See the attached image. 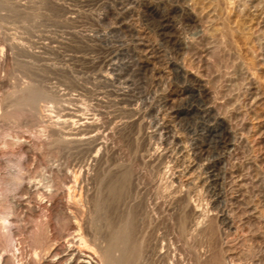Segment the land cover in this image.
I'll use <instances>...</instances> for the list:
<instances>
[{
    "label": "rangeland",
    "instance_id": "374dc122",
    "mask_svg": "<svg viewBox=\"0 0 264 264\" xmlns=\"http://www.w3.org/2000/svg\"><path fill=\"white\" fill-rule=\"evenodd\" d=\"M188 75L215 95L209 111ZM124 172L107 215L131 217L153 264L195 263L183 219L215 231L197 244L207 262L264 264V0H0V255L36 264L66 244L74 189L83 231L106 235L98 199Z\"/></svg>",
    "mask_w": 264,
    "mask_h": 264
},
{
    "label": "bare ground",
    "instance_id": "6f19581e",
    "mask_svg": "<svg viewBox=\"0 0 264 264\" xmlns=\"http://www.w3.org/2000/svg\"><path fill=\"white\" fill-rule=\"evenodd\" d=\"M122 14V13H121ZM121 16V15H120ZM122 18H123V16H122ZM124 20V19H123ZM121 21V20H120ZM174 25V24H173ZM165 27H168V28H170V27H172V24H171V22L168 20V19H166L165 18V25H164ZM176 37H177V35H175ZM173 36H171V38H172ZM172 39H174L175 40V38L173 37ZM177 40V39H176ZM182 43V42H181ZM180 43V44H181ZM190 75V74H189ZM188 75V80H189V83H190V85H191V87L193 88V89H195L197 92H198V94L200 95V96H202L203 98H204V101H205V104H206V109H208V111L212 108V104H213V97L215 96L210 90H209V87H208V85L205 83V81H203V80H201V78L200 79H198V78H194V77H190ZM20 91V90H19ZM23 91V90H22ZM15 92H17V91H15ZM21 92V91H20ZM22 93V92H21ZM24 94L23 95H25V92H23ZM18 94V93H17ZM17 94H15L16 96H17ZM20 95H22V94H20ZM23 95L20 97L21 99L23 98ZM214 95V96H213ZM28 96V97H27ZM26 97H24V100H22V101H20V100H18V101H20V102H18L17 101V108H16V110L18 111V112H20V111H26V109L27 110H29V111H31L32 109H30L31 107H34L33 105L36 103V97H33L32 95H27ZM30 96V97H29ZM34 96H36V94H34ZM18 97V99H19V96H17ZM14 100H16V99H14ZM166 100V99H165ZM165 100L163 99V101L165 102ZM215 101V100H214ZM161 102V101H160ZM14 103V102H13ZM215 104V103H214ZM213 104V105H214ZM36 106V105H35ZM12 107V106H11ZM10 107V108H11ZM13 107H14V105H13ZM10 108L8 109L9 111H10ZM12 109V108H11ZM13 109H15V108H13ZM13 109H12V111H13ZM36 109V108H35ZM186 109H187V107H186ZM185 109V110H186ZM190 109V108H189ZM188 109V110H189ZM8 110H7V113H8ZM173 110V109H172ZM178 110V109H177ZM187 110V111H188ZM15 111V110H14ZM176 111V110H175ZM181 111V109H179V112ZM38 112V111H37ZM174 112V111H173ZM3 113V112H2ZM6 113V114H7ZM40 113H41V111H40ZM178 113V112H177ZM9 114V113H8ZM69 115V114H68ZM67 115V116H68ZM7 117V119H8V115L6 116ZM42 119V118H41ZM13 120V119H12ZM19 121V120H18ZM8 122H9V120H8ZM11 122V121H10ZM15 122V121H14ZM63 124H68V125H71V123L73 122H75V121H73V117H72V114L70 115V117H66L63 121ZM90 123V122H89ZM19 124V123H18ZM92 126V125H91ZM94 128V127H93ZM223 130V138L225 139V140H227V138H228V136L230 135V132H231V130H230V127H228V125L227 126H225V128L224 129H222ZM83 133L84 132H82V135H83ZM222 133V132H221ZM88 134V133H87ZM86 134V135H87ZM63 135V134H62ZM78 135V134H77ZM81 134H79V136H77V137H72V140H71V142H76V143H83V142H87V141H89L92 137H90V139H87V138H85L84 136H82ZM94 135V134H93ZM88 136H90V135H88ZM92 136V135H91ZM65 137V136H64ZM67 137V136H66ZM96 137V136H95ZM94 137V138H95ZM95 139H97V137L95 138ZM95 139H93L92 138V140H95ZM100 139V138H99ZM224 140V141H225ZM91 141V140H90ZM12 142V141H11ZM56 142V141H55ZM95 142V141H94ZM91 143V142H90ZM90 143H88V144H90ZM58 144V143H57ZM87 144V143H86ZM97 144V143H96ZM69 145V144H68ZM58 146H60V145H58ZM91 147V146H90ZM24 149H25V153H31V149H30V147H24ZM94 150V149H93ZM33 153H34V151H33ZM98 155V154H97ZM128 166H130V165H128ZM214 166V165H213ZM123 167V166H122ZM111 168V167H110ZM128 168V167H127ZM211 168H213V167H211ZM125 169V168H124ZM136 170V169H135ZM215 171V170H214ZM126 172V171H125ZM124 172V174L122 173V176H120V178L119 179H116L115 181H112L111 183H109V185H108V187H107V192H108V197H104V200H102V199H98V201H100V203H98L97 201V203H98V206H97V204L96 203H94V204H96V206L98 207V210L99 211H106V215H107V210H109V208H114V205H116L117 204V206H119L118 205V203L123 199V196H124V194L126 193V190H127V187H128V181L130 182V180H129V174H127V173H125ZM213 172V171H212ZM129 173V172H128ZM67 174V173H66ZM74 174V173H73ZM86 174V173H85ZM130 174H132V173H130ZM136 174V173H135ZM72 176H74V175H72ZM84 176V175H83ZM116 176V175H115ZM214 176H215V174H214ZM76 178V177H75ZM70 180V179H69ZM214 180V179H213ZM110 181V180H109ZM75 182V181H74ZM73 182V183H74ZM70 183H71V181H70ZM76 183V182H75ZM74 183V184H75ZM82 183V182H81ZM68 184V183H67ZM73 184V185H74ZM63 186V185H62ZM72 186V185H71ZM70 186V187H71ZM59 187V186H58ZM73 188H74V186H72ZM91 187V186H90ZM76 188V187H75ZM31 189V188H30ZM78 189V188H77ZM105 189V188H104ZM103 189V190H104ZM129 189V188H128ZM26 190V189H25ZM34 190V189H33ZM74 191L75 192H73L74 194H73V201L72 200H70V202L69 203H67V201L66 202H63V200H64V197H65V193H62V195L60 196L61 197V201L63 202H61L62 204H64V206L65 207H69V208H71L72 209V211L70 212V210L68 209V211L70 212V214L69 215H66L67 216V222H69L70 224H71V226H70V228H71V230H72V233L73 232H75V237L73 236L72 238H70V239H67L66 240V238H65V234L63 235L62 234V232H61V238H63V239H65L66 241H67V243L66 244H64V245H60V243H61V241H60V243H58V244H54V245H50V246H48L47 247V249L45 250V252H44V254L42 255V257L39 259V260H36L35 262H36V264H153L154 263V261H153V263L148 259V255H150L149 253H147V249L145 248V246H144V244H143V241H141V240H139V238L136 236V234H135V226L137 225H135L134 223H133V221L130 219L131 217L130 216H124V215H120V219H119V221H118V218L119 217H116L117 218V221H114L115 220V218H113V219H110L109 218V216H111V214H112V217H113V213H114V209H113V213H110V215H107L108 216V218H106V224H107V226L105 227V226H103V227H105L104 229H106L107 227H108V231H106L105 233H106V235H103V236H101V237H99V236H97V235H95L94 233H93V231H92V234L89 232V228L87 229V228H85V229H87L88 230V232L91 234V235H93V236H90L87 232H84L83 231V228L85 227V225H84V227H83V224H81L80 223V220H79V218H80V216L84 213V207H83V201H82V196L83 195H81L80 193H77L78 191H76L75 189H74ZM80 191H81V189H80ZM156 191V190H155ZM48 192V191H47ZM71 192V191H70ZM105 193H107L106 191H104ZM157 192V191H156ZM81 193H83V192H81ZM102 193V192H101ZM159 193H161V192H159ZM72 194V193H71ZM164 194V193H163ZM172 194V193H171ZM97 195H98V193H97ZM104 195V194H103ZM102 195V196H103ZM173 195V194H172ZM72 196V195H71ZM99 197L98 198H100V196H101V194L100 195H98ZM105 196H106V194H105ZM186 196V195H185ZM215 196H216V194H215ZM69 197V196H68ZM177 197V196H176ZM180 197V196H179ZM191 198V197H190ZM21 199V198H20ZM66 199V198H65ZM125 199H126V197H125ZM96 200H97V198H96ZM102 200V201H101ZM156 200V199H155ZM192 200V199H191ZM72 201V202H71ZM123 201V200H122ZM158 201V200H157ZM85 202V201H84ZM124 202V201H123ZM181 202V201H180ZM23 203V202H22ZM83 204V205H82ZM120 204V203H119ZM121 204H123V203H121ZM125 204V203H124ZM178 204V203H177ZM19 205V204H18ZM37 205V204H36ZM85 205H86V202H85ZM90 205V204H89ZM23 206V205H22ZM33 206V205H32ZM88 206V205H87ZM94 206V205H93ZM36 208V207H35ZM63 208V207H62ZM61 208V209H62ZM123 208V207H122ZM160 208H162V207H160ZM184 208V207H183ZM119 209V208H118ZM131 209V208H130ZM186 209V208H185ZM32 211H33V209H31ZM90 210V209H89ZM119 210H121V209H119ZM118 210V211H119ZM152 210V209H151ZM194 210V209H193ZM202 210V209H201ZM200 210V208H198L197 207V209L195 208V210H194V214H195V217L197 218V219H199V218H201L202 216H203V218H204V216L205 215H203V214H205V213H203L204 212V210H203V212ZM60 211V210H59ZM64 211H65V209H64ZM57 212V211H56ZM93 212V211H92ZM95 212V211H94ZM112 212V211H111ZM126 212V211H125ZM172 212V211H171ZM189 212V211H188ZM191 212V211H190ZM35 213H36V211H35ZM65 213V212H64ZM68 213V212H67ZM90 213V212H89ZM96 213V212H95ZM108 213V214H109ZM120 213V212H119ZM122 213V212H121ZM131 213V212H130ZM87 214V213H86ZM97 214H98V212H97ZM104 214V216H106ZM117 214V213H116ZM132 214V213H131ZM165 214V213H164ZM102 214H100L99 216H101ZM115 215V214H114ZM152 215V214H151ZM177 215V214H176ZM57 216H59V215H57ZM85 216V215H84ZM103 216V215H102ZM106 216V217H107ZM169 216V215H168ZM61 217H63V215L61 216ZM88 217V216H87ZM97 218H98V216H96ZM111 217V218H112ZM183 217H184V215H183ZM194 217V216H193ZM82 219H83V217H81ZM90 218V220H91V217H89ZM97 218H96V220H97ZM61 219V218H60ZM63 219V218H62ZM99 219V218H98ZM195 219V218H194ZM85 220H88V219H85ZM94 220V219H93ZM103 220V219H102ZM186 220V219H185ZM188 220V219H187ZM200 220V219H199ZM58 221V220H57ZM104 221L105 220H103L102 222H103V224H104ZM194 221V223L192 224L191 223V227L190 228H187L188 226H186V224L187 223H184V219H183V221H181L180 222V224H179V227H180V229H179V231H180V236L182 237V238H184L185 237V239L186 238H188V241L190 240H192V242L190 243V245L192 244V247H193V249L191 250V251H188L189 252V254L192 252L193 254L192 255H194V260H195V263L194 264H224L223 262H224V260H222L223 258H221L220 256H217V254H216V256L214 255V257H213V259L211 258V261H206V260H204L205 258L203 257V254L200 252V250H199V246H198V248H197V244L198 243H201L202 242V240L204 239L203 237L208 233L207 231H209V229H210V231H209V235L210 234H213V232H215V231H213V229H212V227H210V228H208V230L206 229L207 228V226H206V228H204L205 230H207V231H205V230H203L202 229V227H201V224H202V222L201 221H203V219H201L200 221H197V220H193ZM193 221H191V222H193ZM211 221V220H210ZM91 222V221H90ZM93 222H95V220L93 221ZM137 222V221H136ZM63 223V222H62ZM96 223H98V225L99 226H97V227H100V224H99V220H98V222L96 221ZM170 223V222H169ZM190 223V222H189ZM210 223H212V222H210ZM46 224V223H45ZM60 224V223H59ZM102 224V225H103ZM177 224V223H176ZM205 223H203V225H204ZM44 225V224H43ZM42 225V226H43ZM95 225H97V224H95ZM105 225V224H104ZM147 225V224H146ZM172 225V224H171ZM189 225V224H188ZM212 225V224H211ZM45 226V225H44ZM63 226V225H62ZM94 226V225H93ZM177 226V225H176ZM175 226V227H176ZM46 227H47V224H46ZM91 227V226H90ZM95 227V226H94ZM103 227H102V229H103ZM145 227V226H144ZM158 227V226H157ZM173 227V226H172ZM204 227H205V225H204ZM45 228V227H44ZM63 228V227H62ZM62 228H60V229H62ZM96 228V227H95ZM174 228V227H173ZM215 228V227H214ZM48 229V228H47ZM93 230V229H92ZM95 231L97 230V229H94ZM99 228H98V234H99ZM144 230V229H143ZM171 231H172V229H170ZM47 231V230H46ZM63 231V230H62ZM158 231V230H157ZM141 232V231H140ZM163 232V231H162ZM207 232V233H206ZM48 233V232H47ZM101 233V232H100ZM103 233V232H102ZM43 234V233H42ZM60 234V233H59ZM40 235V234H39ZM44 235V234H43ZM42 235V236H43ZM57 235V234H56ZM143 235V234H142ZM69 236V235H68ZM148 236V235H147ZM172 236V235H171ZM207 236H208V234H207ZM206 236V237H207ZM214 236V235H213ZM57 237V236H56ZM174 237V236H173ZM44 238V237H43ZM43 238H41V239H43ZM55 238V237H54ZM58 238V240L57 241H59V238L60 237H57ZM169 238H170V236H169ZM147 239V238H146ZM179 239V238H178ZM13 240V239H12ZM56 240V239H55ZM182 240V239H181ZM5 241V240H4ZM40 241V240H39ZM42 241V240H41ZM40 241V242H41ZM45 241V239L43 240V243H45L44 242ZM47 241V240H46ZM49 241V240H48ZM47 241V242H48ZM155 241V240H154ZM153 241V242H154ZM148 242V241H147ZM5 243V242H4ZM41 244L42 245V248H43V245L44 244ZM55 243H56V241H55ZM159 243V242H158ZM173 243V242H172ZM180 243V242H179ZM51 244H53V243H51ZM159 244H161V243H159ZM176 244V243H175ZM35 245V244H34ZM41 245H39V247L41 246ZM46 245V244H45ZM44 245V246H45ZM157 245V244H156ZM166 245V244H165ZM38 246V245H37ZM171 247V246H170ZM170 247L168 248V246H167V248L168 249H170ZM179 247V246H178ZM177 247V248H178ZM180 247H182V246H180ZM185 247V246H184ZM203 247V246H202ZM42 248H40V249H42ZM44 248H46V247H44ZM187 248V247H186ZM206 248H207V245H206ZM0 249H2V248H0ZM39 249V248H38ZM153 249V248H152ZM191 249V248H190ZM4 250V249H3ZM2 250V251H3ZM36 250H37V248H36ZM172 250V249H171ZM159 251H160V249H159ZM165 251V250H164ZM1 252V251H0ZM38 252H39V250H38ZM41 252V251H40ZM149 252V251H148ZM169 252V251H168ZM162 253V252H161ZM167 253V252H166ZM176 253V252H175ZM212 253V252H211ZM35 254H37V253H35ZM41 254V253H40ZM156 254L158 255V252L156 251ZM155 254V255H156ZM159 254H160V252H159ZM165 253H163V254H160V255H164ZM188 254V253H187ZM207 254V253H206ZM38 255V254H37ZM159 255V256H160ZM165 255H168V253L167 254H165ZM172 255V254H171ZM182 255V254H181ZM41 256V255H40ZM153 256V255H152ZM169 256V255H168ZM168 256H163L164 257V259L166 258L167 259V257ZM190 256H191V254H190ZM224 256V255H223ZM37 257V256H36ZM162 257V256H161ZM33 258V257H32ZM38 258V257H37ZM169 258V257H168ZM178 258V257H177ZM35 259V258H34ZM163 259V260H164ZM176 259V258H175ZM183 259V258H182ZM207 259V258H206ZM225 259V258H224ZM10 261L11 260H9V258L8 257H6V256H2V253H1V255H0V263H2V264H10ZM33 261V260H32ZM168 262H169V260H167ZM182 261H184V259L182 260ZM182 261H181V258H180V260H176L175 262H173V263H170V264H183L182 263ZM162 263H164V262H162ZM185 263H186V261H185ZM28 264V263H27ZM168 264V263H167ZM188 264V263H187Z\"/></svg>",
    "mask_w": 264,
    "mask_h": 264
}]
</instances>
